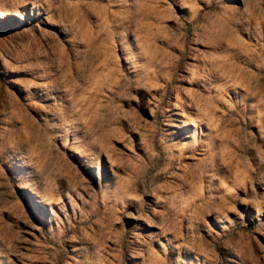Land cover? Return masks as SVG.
<instances>
[{
  "label": "rangeland",
  "instance_id": "1",
  "mask_svg": "<svg viewBox=\"0 0 264 264\" xmlns=\"http://www.w3.org/2000/svg\"><path fill=\"white\" fill-rule=\"evenodd\" d=\"M0 264H264V0H0Z\"/></svg>",
  "mask_w": 264,
  "mask_h": 264
}]
</instances>
